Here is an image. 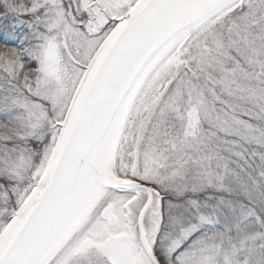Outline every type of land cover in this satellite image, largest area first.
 Returning a JSON list of instances; mask_svg holds the SVG:
<instances>
[{
  "label": "snow or ice",
  "instance_id": "snow-or-ice-1",
  "mask_svg": "<svg viewBox=\"0 0 264 264\" xmlns=\"http://www.w3.org/2000/svg\"><path fill=\"white\" fill-rule=\"evenodd\" d=\"M0 264H264V0H0Z\"/></svg>",
  "mask_w": 264,
  "mask_h": 264
}]
</instances>
